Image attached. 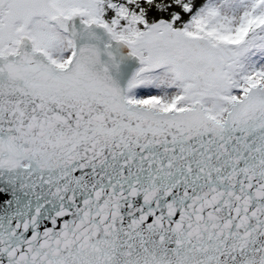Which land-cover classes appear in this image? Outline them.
<instances>
[{"label": "snow or ice", "instance_id": "1", "mask_svg": "<svg viewBox=\"0 0 264 264\" xmlns=\"http://www.w3.org/2000/svg\"><path fill=\"white\" fill-rule=\"evenodd\" d=\"M0 264H264V0H0Z\"/></svg>", "mask_w": 264, "mask_h": 264}]
</instances>
